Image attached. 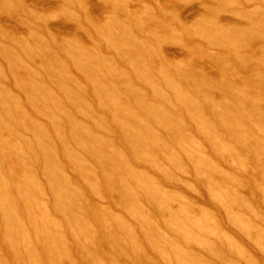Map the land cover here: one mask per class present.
<instances>
[{"label": "rangeland", "instance_id": "374dc122", "mask_svg": "<svg viewBox=\"0 0 264 264\" xmlns=\"http://www.w3.org/2000/svg\"><path fill=\"white\" fill-rule=\"evenodd\" d=\"M263 123L264 0H0V264H264Z\"/></svg>", "mask_w": 264, "mask_h": 264}, {"label": "bare ground", "instance_id": "6f19581e", "mask_svg": "<svg viewBox=\"0 0 264 264\" xmlns=\"http://www.w3.org/2000/svg\"><path fill=\"white\" fill-rule=\"evenodd\" d=\"M80 51H81V50H80ZM73 57H74V56H73ZM79 62H80V61H79ZM80 63H81V62H80ZM205 64H206V63H205ZM154 73H155V72H154ZM162 73H164V72H162ZM164 74H165V73H164ZM165 75H166V76H165ZM165 75H164V77L167 78V77H168L167 74H165ZM159 77H160V75H159ZM162 78H163V77H162ZM162 78H161V81H162ZM164 79H165V78H164ZM181 79H182V78H181ZM165 80H167V79H165ZM167 81H168V80H167ZM167 81H166V82H167ZM170 81H171V80H170ZM172 81H173V80H172ZM184 81H185V80H184ZM164 82H165V81H163L162 83H164ZM207 82H208V81H207ZM168 83H169V82H168ZM170 83H171V82H170ZM170 83H169V84H170ZM172 83H173V82H172ZM187 83H188V82H187ZM147 84H148V83H147ZM166 84H167V83H166ZM177 84H178V83H177ZM148 86H149V85H148ZM166 86H167V85H166ZM170 87H171V86H170ZM150 88H152V87H150ZM167 88H168V87H167ZM175 88H176V86H175ZM168 89H169V88H168ZM173 89H174V88H173ZM177 89H179V88H177ZM153 90H154V89H153ZM174 90H175V89H174ZM160 91H161V90H160ZM172 91H173V90H172ZM173 92H174V91H173ZM162 94H163V93H162ZM162 94H161V95H162ZM170 94H171V93H170ZM174 94H176V92H175ZM182 94H183V93H182ZM182 94H181V95H182ZM156 95H157V94H156ZM185 95H188V93L185 94ZM154 96H155V95H154ZM159 96H160V95H159ZM171 96H172V95H171ZM172 97H174V96H172ZM175 97H176V96H175ZM175 97H174V99H176ZM190 97H191V96H190ZM163 98H164V95L162 96V99H163ZM237 98H238V97H237ZM111 99H112V98H111ZM111 99H110V100H111ZM114 99H115V98H114ZM114 99H113V100H114ZM164 99H168V98H164ZM170 99H171V98H170ZM189 99L192 100L193 98H189ZM143 100H144V99H143ZM194 100H195V99H194ZM169 101H170V100H169ZM177 101H179L178 98H177ZM177 101H176V102H177ZM180 101H181V100H180ZM171 102H172V101H171ZM183 102H184V101H183ZM191 102L193 103L194 101L192 100ZM125 103H126V102H125ZM146 103H147V102H146ZM166 103H167V101H166ZM168 104L170 105V103H168ZM109 105H110V103H109ZM148 105H149V104H148ZM184 105H185V104H183V106H184ZM196 105H197V103H196ZM196 105H195V107H196ZM102 106H103V105H102ZM122 106H123V105H122ZM136 106H137V105H136ZM61 107H62V106H61ZM74 107H75V106H74ZM118 107L121 108L120 106H118ZM188 107H191V106H188ZM188 107H187V108H188ZM112 108H113V107H112ZM123 108H124V106H123ZM193 108H194V106H193ZM75 109H76V108H75ZM79 109H80V108H79ZM117 109H118V108H117ZM127 109H128V108H127ZM159 109H160V108H159ZM162 109H163V108H162ZM194 109H195V108H194ZM80 110H81V109H80ZM187 110L190 111V109H187ZM195 110H196V109H195ZM77 111H78V110H77ZM85 111H86V110H85ZM128 111H129V110H128ZM157 111H158V110H157ZM163 111H164V110H163ZM189 111H186V112H189ZM196 111L199 112L198 110H196ZM81 112H82V111H81ZM115 112H116V111H115ZM115 112H114V114H115ZM120 112H121V111H120ZM129 113H130V112H129ZM164 113L168 114L167 111H166V112H163L162 114H164ZM64 114H65V113H64ZM64 114H63V115H64ZM87 114H88V112H87ZM116 114H117V112H116ZM120 114H121V113H120ZM159 114H160V113H159ZM170 114H171V113H170ZM50 115H51V114H50ZM133 115H134V114H132V116H133ZM153 115H154V114H153ZM187 115H188V114H187ZM196 115L199 116V114H196ZM52 116H54V117L52 118V121L56 120V119H54V118H55V114L52 115ZM88 116L90 117V114H89ZM128 116H129V115H128ZM162 116H163V115H162ZM201 116H202V114L199 116V117L201 118V120H202V117H201ZM50 117H51V116H50ZM66 117H67V114H66ZM117 117H119V116L117 115ZM124 117H126V115H125ZM136 117H137V116H136ZM169 117H170V116H169ZM194 117H195V115H194ZM194 117H193V118H194ZM196 117H197V116H196ZM199 117H198V118H199ZM57 118H58V117H57ZM73 118H74V117H73ZM132 118H133V119H136V118H134V117H132ZM132 118H130V119H132ZM166 118H167V116H166ZM190 118H191V117H190ZM53 119H54V120H53ZM66 119H67V118H66ZM69 119H70V118H69ZM69 119H68V120H69ZM89 119H90V118H89ZM128 119H129V118L127 117V120H128ZM130 119H129V120H130ZM155 119H156V118H155ZM161 119H162V118H161ZM168 119H169V118H168ZM50 120H51V119H50ZM87 120H88V119H87ZM120 120H121V119H120ZM137 120H138V119H137ZM166 120H167V119H166ZM196 120H197V118H196ZM52 121H51V123L54 124V122H52ZM121 121H123V119H122ZM125 121H126V120H125ZM125 121H124V122H125ZM133 121H134V120H133ZM163 121H164V120H163ZM199 121H200V120H199ZM202 121H203V120H202ZM128 122H129V121H128ZM137 122L139 123V121H137ZM161 122H162V121H161ZM196 122L198 123V121H196ZM203 122H204V121H203ZM203 122H202V125L204 124ZM205 122H206V121H205ZM236 122H237V121H236ZM252 122H253V121H252ZM34 123H36V122L34 121ZM34 123H33V124H34ZM67 123H68V122H67ZM80 123H81V122H80ZM179 123H180V122H179ZM193 123H194V121H193ZM200 123H201V122H200ZM259 123H260V122H259ZM74 124H75V123H74ZM76 124H77V123H76ZM134 124H135V121H134ZM136 124H137V123H136ZM163 124H164V123H163ZM167 124H168V123H167ZM169 124H170V123H169ZM252 124H253V123H252ZM254 124H255V122H254ZM254 124H253V125H254ZM263 124H264V123H263ZM3 125H4V124H3ZM81 125H82V124H81ZM127 125H129V124L127 123ZM164 125H165V124H164ZM178 125L180 126L181 124H177V126H178ZM194 125H195V123H194ZM199 125H200V124H199ZM256 125L259 126L258 123H257ZM32 126H33V125H32ZM34 126H35V125H34ZM37 126H38V125H37ZM57 126H58V125H57ZM195 126H196V125H195ZM260 126L264 129V126H263V125H260ZM125 127H126V125H125ZM138 127H139V126H138ZM172 127H173V126H172ZM33 128H34V127H33ZM37 128H38V127H37ZM131 128H132V127H131ZM196 128H198V127H196ZM235 128H236V127H235ZM28 129L30 130V128H28ZM35 129H36V128H35ZM41 129H42V128H41ZM41 129H38V130L40 131ZM120 129H121V128H120ZM122 129H123V128H122ZM125 129H126V128H125ZM149 129H151V128H148V130H149ZM167 129H169V128H167ZM176 129H177V128H176ZM204 129H205V128H204ZM204 129H203V131H205ZM233 129H234V128H233ZM236 129H237V128H236ZM54 130H55V129H54ZM74 130H75V129H74ZM85 130H87V129H85ZM85 130L83 129V131H85ZM126 130H127V129H126ZM134 130H135V129H134ZM145 130H147V129H145ZM181 130H182V129H181ZM198 130H199V129H198ZM42 131H43V133H41V134H44V133H45L44 130H42ZM42 131H41V132H42ZM76 131H78V130H76ZM132 131H133V128H132ZM140 131H141V130H140ZM151 131H152V130H151ZM199 131L201 132V130H199ZM203 131H202V132H203ZM211 131H212V130H211ZM211 131H209V133H214L213 131H212V132H211ZM229 131H230V130H229ZM262 131H263V130H262ZM81 132H82V131H81ZM135 132H136V131H135ZM148 132H149V131H148ZM152 132H153V131H152ZM166 132H167V131H166ZM169 132H170V131H169ZM173 132H174V131H173ZM177 132H178V131H177ZM177 132H176V133H177ZM144 133H145V132H144ZM144 133H143V134H144ZM149 133H150V132H149ZM149 133H148V134H149ZM167 133H168V132H167ZM236 133H237V135H238L239 132H236ZM33 134H34V132H33ZM41 134H40V137H43V136H41ZM58 134H60V133H58ZM82 134H83V132H82ZM82 134H81V135H82ZM154 134H155V133H154ZM180 134H181V133H180ZM207 134H208V131H207L206 134L204 133L203 135L205 136V135H207ZM214 134H215V133H214ZM214 134H212V136H213ZM233 134H234V133H233ZM141 135H142V134H141ZM185 135H186V134H185ZM200 135H201V133H200ZM203 135H202V136H203ZM234 135H235V134H234ZM37 136H38V135H37ZM37 136H36V137H37ZM142 136H143V135H142ZM172 136H173V135H172ZM174 136H175V135H174ZM183 136H184V135H183ZM202 136H201V137H202ZM208 136H210V135H208ZM44 137H45V136H44ZM146 137H147V136H146ZM146 137L144 136V138H146ZM177 137H178V134H177ZM185 137H187V136H185ZM213 137H214V136H213ZM38 138H39V136H38ZM103 138H104V137H103ZM144 138H143V140H144ZM153 138H155V137H153ZM156 138H158V137H156ZM156 138H155V139H156ZM181 138H182V137H181ZM210 138H211V137H210ZM91 139H92V138H91ZM158 139H159V140H158ZM158 139H157V140H158L157 142L160 141V138H158ZM186 139H187V138H186ZM192 139H193V138H192ZM192 139H191V141L194 140V139H193V140H192ZM203 139H204V138H203ZM214 139H218V140L220 141V139H219L218 137L216 138V136H215ZM141 140H142V138H141ZM151 140H153V139H151ZM151 140H150V142H151ZM180 140H181V139H180ZM180 140H178V141H180ZM183 140H184V139H183ZM188 140H189V138H188ZM205 140H206V138H205ZM234 140H235V138H234ZM10 141H11V139H10ZM154 141H155V140H154ZM172 141H173V140H171V142H172ZM185 141H186V140H185ZM191 141L189 140V142H191ZM208 141H209V140H208ZM235 141H236V140H235ZM30 142H32V141H30ZM39 142H40V141H39ZM53 142H54V141H53ZM63 142H64V141H63ZM72 142H73V141H72ZM146 142H147V141H146ZM155 142H156V141H155ZM165 142H166V141H165ZM187 142H188V141H187ZM232 142H233V141H232ZM42 143H43V141H42ZM95 143H96V142H95ZM142 143H143V142H142ZM161 143H162V142H161ZM161 143H160V144H161ZM181 143L183 144V143H186V142H181ZM196 143H198V142H196ZM239 143L241 144L242 142H239ZM2 144H4V143H2ZM134 144H135V143H134ZM134 144H133V145H134ZM155 144H156V143H155ZM155 144H154V146H155ZM162 144H164V143H162ZM166 144H167V142L165 143L164 146H166ZM186 144H187V143H186ZM190 144L192 145L193 143H190ZM198 144H199V143H198ZM198 144H197V145H198ZM222 144H223V143H222ZM261 144H262V143H261ZM40 145H41V143H40ZM49 145H50V143H49ZM94 145H95V144H94ZM135 145H136V144H135ZM157 145H158V144H156V146H157ZM180 145H181V144H180ZM183 145H184V144H183ZM187 145H188V144H187ZM193 145H194V144H193ZM197 145H196V146H197ZM223 145H224V144H223ZM262 145H263V144H262ZM45 146H46V145H45ZM65 146H66V145H65ZM67 146H68V145H67ZM69 146H70V145H69ZM101 146H102V145H101ZM175 146H176V145H175ZM188 146H189V145H188ZM217 146H219V145H217ZM225 146H226V144H225ZM232 146H233V145H232ZM263 146H264V145H263ZM70 147H71V146H70ZM77 147H78V146H77ZM134 147H135V146H134ZM147 147H149V146H147ZM167 147H168V146H167ZM194 147H195V146H194ZM259 147H262V146L259 144ZM49 148H50V147H49ZM85 148H86V147H85ZM141 148H142V147H141ZM162 148H163V146H162ZM168 148H169V147H168ZM178 148H180V147H178ZM185 148H186V145H185ZM226 148H227V146H226ZM226 148H225V150H226ZM138 149H140V148H138ZM145 149H146V148H145ZM159 149H160V148H159ZM166 149H167V148H166ZM169 149H170V148H169ZM214 149L216 150L215 147H214ZM230 149H233V148H230ZM29 150H30V149H29ZM29 150H27V151H29ZM50 150H52V149L50 148ZM69 150H70V149H69ZM69 150H67V151H69ZM119 150H121V149H119ZM146 150H147V149H146ZM146 150H145V151H146ZM176 150H177V149H176ZM180 150H184V149H180ZM225 150H224V151H225ZM30 151H31V150H30ZM30 151H29V152H30ZM145 151H144V152H145ZM150 151H151V148H150ZM166 151H167V150H166ZM172 151H173V150H172ZM228 151H229V149H228ZM231 151H232V150H231ZM142 152H143V151H142ZM169 152H170V151H169ZM169 152H168V153H169ZM181 152H182V151H181ZM225 152H226V151H225ZM233 152H234V150H233ZM72 153H73V152H72ZM100 153H101V152H100ZM150 153H151V152H150ZM161 153H162V152H161ZM189 153H190V152H189ZM221 153H222V155H223V152H222V151H221ZM228 153H229V152H228ZM9 154H10V153H9ZM21 154H22V153H21ZM134 154H135V153H134ZM138 154H139V152H138ZM145 154H146V153H145ZM147 154H149V153L147 152ZM187 154H188V153H187ZM198 154H199V153H198ZM224 154H225V153H224ZM235 154H236V153H235ZM55 155H56V154H55ZM143 155H144V154L141 155V158H142ZM173 155H175V154H173ZM178 155H179V154H176L175 157H176V156L178 157ZM8 156H9V155H8ZM27 156H28V155H27ZM53 157H54V160H56V157H57V156H53ZM53 157H52V159H51V158H50V159L53 160ZM137 157H138V155H137ZM148 157H149V156H148ZM154 157H156V156H154ZM154 157H153V158L151 157V158L154 159ZM164 157H165V159L167 158L169 161L171 160V159H169V158H171V157L168 158V157H166L165 155H164ZM193 157H194V158H193L194 161H192V162H193L194 165H195V171H196L197 175L199 176V178H200L202 181H205V182H207V181L216 182V181L214 180V179H215V178H214L215 175H214V176H213V175H207V174L205 173V171L202 169V165L204 164V160H205V159H208V158L205 157V159L202 160V159L200 158V156L197 155V152L195 153V155H193ZM71 158H72V157H71ZM113 158H114V157H113ZM139 158H140V157H138L137 160H139ZM141 158H140V159H141ZM156 158H157V157H156ZM156 158H155V160L157 161V159H158L159 157H158L157 159H156ZM162 158H163V157H162ZM92 159H93V158H92ZM177 159H178V158H177ZM179 159H180V158H179ZM179 159H178V161H179ZM187 159H188V158H187ZM27 160H28V158H27ZM51 160H50V161H51ZM121 160H123V159H121ZM148 160H149V158H148ZM173 160H174V159H173V156H172V160H171V162H172ZM225 160H226V159H225ZM115 161H116V160H115ZM143 161H144V160H143ZM159 161H160V160H159ZM174 161H175V160H174ZM178 161H177V162H178ZM51 162H52V161H51ZM139 162H140V161H139ZM145 162H146L147 164H148V162H149V164H150L151 161H146V160H145ZM157 162H158V161H157ZM157 162H156V163H157ZM177 162H175V163H176V164H179V163H177ZM180 162H181V160H180ZM211 162H212V161H211ZM24 163H25V162H24ZM53 163H54V161H53ZM117 163H119V162H117ZM123 163H124V161H123ZM161 163H162V162H161ZM173 163H174V162H173ZM173 163H172V164H173ZM46 164H48V163H46ZM55 164H56V162H55ZM59 164H60V162H59ZM87 164H88V163H87ZM128 164H129V163H128ZM149 164H148V165H149ZM151 164H153V163L151 162ZM159 164H160V163H159ZM169 164H170V163H169ZM50 165H51V164H50ZM53 165H54V164H53ZM53 165H52V166H53ZM99 165H100V163H99ZM157 165H158V163H157ZM157 165H156V166H157ZM162 165H163V164H162ZM162 165H159V166L162 167ZM181 165H182V163H181ZM211 165H212V164H211ZM52 166H51V167H52ZM55 166H56V165H55ZM89 166H90V165H89ZM100 166H101V165H100ZM109 166H110V165H109ZM156 166H155V168H156ZM177 166H178V165H177ZM23 167H24V166H23ZM111 167H112V166H111ZM117 167H118V166H117ZM127 167H128V166H127ZM129 167H130V165H129ZM149 167H150V165H149ZM152 167H153V166H152ZM157 167H158V166H157ZM163 167H164V166H163ZM178 167H179V166H178ZM178 167H177V168H178ZM182 167H183V166H182ZM208 167H209V166H208ZM54 168H55V167H54ZM100 168H101V167H100ZM102 168H103V167H102ZM131 168H133V167H131ZM155 168H153V169H155ZM164 168H165V167H164ZM172 168L174 169V167H172ZM179 168H180V167H179ZM8 169H9V168H8ZM50 169H51V168H50ZM61 169H62V168H61ZM61 169H60V170H61ZM158 169H159V168H158ZM158 169H156V171H157ZM161 169H163V168H161ZM166 169H168V168H166ZM180 169H181V168H180ZM57 170H59V167H58ZM60 170H59V171H60ZM94 170H95V169H94ZM119 170H120V169H119ZM175 170H177V169H175ZM183 170H184V169H183ZM183 170H182V171H183ZM110 171H111V170H110ZM115 171H116V170H115ZM160 171H164V170H160ZM160 171H158V172H160ZM177 171H178V170H177ZM26 172H27V171H26ZM55 172H56V171H55ZM60 172L62 173V171H60ZM85 172H86V171H85ZM111 172H112V171H111ZM128 172H129V170H128ZM168 172H169V171H168ZM170 172H171V171H170ZM24 173H25V172H24ZM57 173H58V172H57ZM93 173H95V172H93ZM163 173H164V172H163ZM214 173H215V172H214ZM218 173H219V172H218ZM32 174H33V173H32ZM87 174H88V173H87ZM119 174H120V173H119ZM133 174H134V173H133ZM136 174H137V173H136ZM161 174H162V173H161ZM34 175H35V174H34ZM53 175H54V174H53ZM61 175H62V174H61ZM63 175H64V174H63ZM90 175H91V174H90ZM94 175H95V174H94ZM164 175H165V174H164ZM172 175H173V174H172ZM56 176H57V175H56ZM124 176H125V175H124ZM136 176H137V175H136ZM162 176H163V175H162ZM37 177H38V176H37ZM57 177H58V176H57ZM138 177H139V176H138ZM138 177H137V178H138ZM140 177H141V176H140ZM140 177H139V178H140ZM163 177H164V176H163ZM163 177H162V178H163ZM167 177H168V176H167ZM29 178H30V177H29ZM29 178H28V179H29ZM112 178H113V177H112ZM142 178H143V177H142ZM165 178H166V176H165ZM229 178H230V180H231V177H229ZM229 178H228V179H229ZM24 179H25V178H24ZM56 179H57V178H56ZM59 179H60V178H59ZM85 179H86V178H85ZM135 179H136V178H135ZM140 179H141V178H140ZM145 179H146V178H145ZM167 179H168V178H167ZM217 179H218V178H217ZM36 180H37V179H36ZM53 180H54V178H53ZM67 180H68V179H67ZM67 180H66V181H67ZM93 180H94V179H93ZM102 180H103V179H102ZM129 180H130V179H129ZM132 180H133V179H132ZM146 180H147V182H148V180H150V179H146ZM146 180H144V181H146ZM171 180H172V179H171ZM171 180H169V181H171ZM233 180H234V179H232V181H233ZM68 181H69V180H68ZM88 181H89V180H88ZM88 181H87V182H88ZM97 181H98V180H97ZM105 181H106V180H105ZM111 181H112V180H111ZM118 181H119V180H118ZM120 181H121V180H120ZM165 181H167V180H165ZM92 182H93V181H92ZM132 182L135 183L136 181H132ZM140 182H142V179H141L140 181H138V183H140ZM147 182H145V183L147 184ZM149 182L151 183L152 181H149ZM149 182H148V183H149ZM93 183H95V182H93ZM111 183H112V182H111ZM124 183H125V182H124ZM145 183L142 182L141 184H145ZM227 183H229V182H227ZM231 183H232V182H231ZM40 184H41V183H40ZM141 184H140V187H142ZM136 185H137V184H136ZM227 185H228V184H227ZM227 185H226V186H227ZM230 185H231V184H230ZM234 185H236V184L233 183L232 187H235V188H236V187L238 186V185H237V186H234ZM36 186H37V184H36ZM138 186H139V185H138ZM37 187H38V186H37ZM140 187H139V188H140ZM147 187H148V189H149V186H148V185H147ZM218 187H219V186H218ZM227 187H229V186H227ZM23 188H24V187H23ZM66 188H67V187H66ZM74 188H75V187H74ZM76 188H77V187H76ZM136 188H137V187H136ZM143 188H144L145 190L147 189V188H145L144 185H143ZM152 188H153V186H152ZM155 188H156V186H155ZM230 188H231V187H230ZM230 188H227V190L230 189ZM77 189H78V188H77ZM122 189H124V188H122ZM127 189H128V188H127ZM127 189H126V190H127ZM140 189H141V188H140ZM24 190L26 191L25 188H24ZM152 190L154 191V189H152ZM156 190H159V189H155V191H156ZM210 190H211V189H210ZM237 190H238V189H237ZM65 191H66V190H65ZM69 191H70V190H69ZM223 191H225V190L223 189ZM67 192H68V191H67ZM131 192H132V191H131ZM131 192H130L129 194H131ZM141 192H142V191H141ZM149 192H150V190H149ZM157 192H158V191H157ZM230 192H232V189H230ZM234 192H235V189H234L233 193H234ZM263 192H264V191H263ZM27 193H28V192H27ZM65 193H66V192H65ZM70 193H71V192H70ZM142 193H143V192H142ZM158 193H159V192H158ZM160 193H162V192L160 191ZM233 193H231L232 196H233ZM236 193H237V192H236ZM24 194H26V193H24ZM73 194H74V193H71V195H73ZM144 194H145V193H144ZM149 194H150V193H149ZM151 194H152V193H151ZM211 194H212V193H211ZM220 194H221V193H220ZM224 194H225V193H224ZM231 194L229 193V195H231ZM263 194H264V193H263ZM159 195L161 196V197L158 196V197L161 198V199L159 198L160 200L164 199V198H162V197L164 196V194H163V195H162V194H159ZM226 195H228V194H225V195H224V199H225V196H226ZM229 195H228V196H229ZM26 196H27V195H26ZM127 196H128V195H127ZM133 196H134V195H133ZM153 196H154V198H155V195H153ZM218 196H220V195H218ZM232 196H231V198H232ZM236 196H237V197L239 196L238 193H237V195H235L234 197L236 198ZM148 197H150V196H148ZM214 197H216V195H214ZM214 197H213V199H214ZM76 198H77V197H76ZM154 198H153V199H154ZM220 198H221V197H219V199H220ZM226 198H227V196H226ZM229 198H230V197H229ZM235 198H234V200H233V199H230V200H231V201H232V200L235 201V200L237 199V198H236V199H235ZM20 199H22V198H20ZM135 199H136V197H135ZM159 199H158V200H159ZM11 200H12V199H11ZM132 200H133V199H132ZM164 200H165V199H164ZM167 200H168V198H167ZM222 200H223V199H221V202H222ZM227 200H229V199H227ZM238 200H239V201H238ZM238 200H236V201H238V203H239L240 201H242V200H240V199H238ZM165 201H166V200H165ZM169 201H170V200H168V202H169ZM212 201H213V200H212ZM233 201H232V202H233ZM13 202H14V201H13ZM132 202H133V201H132ZM155 202H156V201H155ZM159 202H160V201H159ZM170 202H171V201H170ZM172 202H173V200H172ZM172 202H171V203H172ZM215 202H216V201H215ZM228 202L231 203L230 201H228ZM74 203H75V202H74ZM166 203H167V202H166ZM178 203H179V202H177L176 204H178ZM216 203H217V202H216ZM225 203H227V202H224V203H221V204L224 205ZM235 203H237V202H235ZM238 203H237V204H238ZM28 204L30 205L31 203L28 202ZM78 204H79V203H78ZM121 204H125V203H121ZM152 204H153V203H152ZM161 204H162V203H161ZM167 204H168V203H167ZM182 204H183V203H182ZM182 204H181V205H182ZM217 204L219 205V204H220V201H219ZM231 204H232V203H231ZM237 204H235V205H237ZM71 205H72V204H71ZM80 205H81V204H80ZM157 205H159V204H157ZM170 205H171V204H170ZM170 205H169V206H170ZM183 205H184V204H183ZM226 205H227L228 207L230 206V205H228V203H227ZM14 206H15V205H14ZM78 206H79V205H78ZM129 206H130V205H129ZM169 206H167V207H169ZM177 206H178V207H175L176 210H180V211L182 210V211H183L182 206H180L179 204H178ZM179 206H180V207H179ZM224 206H225V205H224ZM227 206H226V207H227ZM233 206H234V204H233ZM55 207H56V206H55ZM61 207H62V206H61ZM73 207H74V206H73ZM133 207H134V206H133ZM159 207H160V206H159ZM159 207H158V208H159ZM167 207H166V208H167ZM171 207H173V206H171ZM183 207H184V206H183ZM187 207H188V206H187ZM220 207H221V206H220ZM228 207H227V210L230 209V208H232V207H229V208H228ZM29 208H30V207H29ZM99 208H100V207H99ZM184 208H185V207H184ZM221 208H222V207H221ZM13 209H14V208H13ZM63 209H64V208H63ZM69 209H70V208H69ZM102 209H103V208H102ZM132 209H133V208H132ZM156 209H157V208H156ZM161 209H162V207H161ZM175 209H172V211H171V209L169 208L170 212H169V210H168L167 213L169 212L170 214H172L171 212H175V211H176ZM190 209H191V208H190ZM70 210H71V209H70ZM75 210H76V209H75ZM99 210H100V209H99ZM103 210H104V209H103ZM186 210H187V209H186ZM124 211H125V210H124ZM126 211H127V210H126ZM132 211H133V210H132ZM157 211H158V210H157ZM163 211L166 212V209H164ZM163 211L161 210L162 213H163ZM182 211H181V212H182ZM184 211H185V210H184ZM188 211H190V210H188ZM231 211H232V209L229 210V212L227 211V213H230ZM234 211H235V210H234ZM0 212H1V211H0ZM75 212H77V211H75ZM91 212H92V211H91ZM57 213H58V212H57ZM126 213H127V212H126ZM137 213H139V212H137ZM137 213H136V214H137ZM169 213H168V214H169ZM179 213H180V212H178V214H179ZM183 213H184V212H183ZM231 213L234 214V212H231ZM16 214H17V213H16ZM127 214H128V213H127ZM130 214H131V212H130ZM168 214H167V215H168ZM178 214L176 213V216L173 215V214H172V215L175 216V217H177ZM186 214H187V213H184L183 215H186ZM233 214H231V215H233ZM236 214H237V213H235V217H236ZM69 215H70V214H69ZM72 215H73V214H72ZM78 215H79V214H78ZM82 215H83V214H82ZM104 215H105V214H104ZM128 215H129V214H128ZM132 215H134V213H133ZM139 215L141 216L140 213H139ZM167 215H166V216H167ZM183 215H182V216H183ZM187 215H188V214H187ZM0 216H1V215H0ZM46 216H47V215H46ZM135 216H136V215H135ZM135 216H134V217H135ZM161 216H164V214L161 215ZM161 216H160V217H161ZM169 216H170V215H168V217H169ZM178 216H179V215H178ZM189 216H190V215H189ZM189 216H187V217H189ZM227 216H228V214H227ZM233 216H234V215H233ZM29 217H30V215H29ZM168 217H167V218H168ZM170 217H171V216H170ZM187 217L185 216V219H186ZM229 217H230V215H229ZM235 217H234L233 219H235ZM17 218H19V217H17ZM47 218H49V217H47ZM83 218H84V217H83ZM147 218H148V217H147ZM164 218H165V216H164ZM164 218H163V219H164ZM167 218H166V219H167ZM171 218H172V217H171ZM179 218H180V216H179ZM179 218H178V219H179ZM69 219H70V218H69ZM84 219H85V218H84ZM144 219H146V218H144ZM144 219H143V220H144ZM166 219H165V221H166ZM175 219H176V218H175ZM191 219H192V218H191ZM76 220H77V219H76ZM143 220H142V221H143ZM147 220H149V218H148ZM147 220H146V221H147ZM168 220H169V219H168ZM168 220H167V221H168ZM172 220H173V218H172ZM179 220H180V219H179ZM186 220H187V219H186ZM231 220H232V219H231ZM235 220H236V219H235ZM47 221H48V220H47ZM135 221H136V220H135ZM149 221H150V220H149ZM180 221H181V220H180ZM184 221H185V220H184ZM188 221H189V220H188ZM232 221H233V220H232ZM15 222H16V221H15ZM57 222H58V221H57ZM77 222H78V221H77ZM138 222H139V221H138ZM140 222H141V221H140ZM150 222H151V221H150ZM172 222H173V221H172ZM172 222H170V224H171ZM185 222H186V221H185ZM235 222H239V220L237 219ZM235 222H234V223H235ZM241 222H242V221H241ZM144 223H145V222H144ZM144 223H143V224H144ZM195 223H196V222H195ZM242 223H243V222H242ZM244 223H246V222H244ZM244 223L242 224V226H243V225H247V224H244ZM249 223H250V222H249ZM149 224H150V223H149ZM149 224H148V225H149ZM164 224H165V223H164ZM168 224H169V222H168ZM170 224H169V225H170ZM187 224H188V223H187ZM196 224H197V223H196ZM235 224H236V223H235ZM237 224H240V223H237ZM14 225H15V224H14ZM87 225H88V224H87ZM104 225H105V224H104ZM153 225H154V224H153ZM166 225H167V223H166ZM174 225H177V224H174ZM181 225H185V223L182 224V221H181ZM181 225H180V226H181ZM15 226H16V225H15ZM17 226H18V225H17ZM69 226H70V225H69ZM145 226L147 227V225H145ZM170 226H172V225H170ZM170 226H169V227H170ZM240 226H241V224H240ZM71 227H72V226H71ZM88 227H89V226H88ZM106 227H107V226H106ZM153 227H154V226H153ZM153 227H152V225H151V227H149V228H152V229H151V233L153 232V231H152V230H153ZM167 227H168V226H167ZM172 227H173L174 229L177 228V227H175V226H172ZM184 227H185V226H184ZM210 227H211V226H210ZM238 227H239V225H238ZM249 227H250V226H249ZM72 228H73V227H72ZM76 228H77V227H76ZM90 228H91V227H90ZM127 228H128V227H127ZM143 228H145V227L143 226ZM143 228H142V229H143ZM173 228H170V229L172 230ZM178 228L180 229L179 226H178ZM181 228H182L181 230L183 231V226H181ZM202 228H203V227H202ZM204 228H205V227H204ZM213 228H214V226H213ZM215 228H216V227H215ZM239 228L241 229L242 227H239ZM251 228H252V227H251ZM17 229H18V228H17ZM19 229H20V228H19ZM146 229H147V228H146ZM146 229H145V230H146ZM174 229H173V230H174ZM207 229H208V228H206V230H207ZM243 229H244V228H243ZM93 230H94V228H93ZM93 230H92V231H93ZM210 230H211V229H209L208 231H210ZM241 230H242V229H241ZM244 230H245V229H244ZM248 230H249V229H248ZM69 231H70V230H69ZM94 231H95V230H94ZM103 231H104V230H103ZM155 231H156V230H155ZM176 231H178V230H176ZM182 231H181V234H182ZM198 231H199V230H198ZM203 231H205V230H203ZM203 231H202V233H203ZM66 232H67V231H66ZM148 232H149L148 230L145 231V233H147V235L151 234V233L148 234ZM200 232H201V231H200ZM206 232H207V231H206ZM210 232H211V231H210ZM212 232H213V230H212ZM251 232H252V231H251ZM251 232H250V230H249V234H250ZM253 232H254V231H253ZM43 233H44V232H43ZM75 233H76V232H75ZM113 233H115V232H113ZM179 233H180V231L178 232V234H179ZM207 233H209V232H207ZM213 233H216L215 230H214ZM89 234H90V233H89ZM92 234H93V232H92ZM94 234H95V233H94ZM210 234H211V233H210ZM247 234H248V232H247ZM253 234H254V233H253ZM255 234H256V233H255ZM90 235H91V234H90ZM125 235H126V234H125ZM128 235H129V234H128ZM144 235H145V234H144ZM157 235H159V234L156 233V236H157ZM183 235H184V237H186L185 234H183ZM251 235H252V234H251ZM19 236H20V235H19ZM92 236H93V235H92ZM145 236H146V235H145ZM145 236H144V237H145ZM156 236H155V237L153 236L152 239L154 238V239L156 240ZM160 236H161V235H160ZM160 236L158 237L159 239H160ZM180 236H181V235H180ZM256 236H257V235H256ZM256 236H255V239H256ZM48 237H49V236H48ZM141 237H142V236H141ZM146 237H147V236H146ZM148 237H150V236H148ZM161 237H162V236H161ZM87 238H88V237H87ZM90 238H91V237H90ZM92 238H93V237H92ZM94 238H95V237H94ZM136 238H137V237H136ZM142 238H143V237H142ZM158 238H157V239H158ZM182 238H183V237H182ZM186 238H188V241H189L190 238H189L188 236H187ZM186 238H185L184 240H186ZM253 238H254V237H253ZM143 239H144V238H143ZM146 239H147V238H146ZM150 239H151V238H150ZM162 239H163V238H162ZM20 240H21V239H20ZM88 240H89V239H88ZM90 240H91V239H90ZM110 240H111V238H110ZM155 240H154V241H155ZM132 241H133V240H132ZM154 241H153L152 243H154ZM163 241L166 242L165 240H163ZM188 241H187V242H188ZM18 242H19V241H18ZM92 242H93V241H92ZM155 242H157V240H156ZM191 242H192V240L190 241V243H191ZM45 243H46V242H45ZM89 243H90V242H89ZM149 243H150V242H149ZM152 243H151V244H152ZM159 243H160V242H159ZM161 243H162V241H161ZM161 243H160V244H161ZM8 244H9V243H8ZM20 244H21V242H20ZM83 244H84V243H83ZM117 244H118V243H117ZM157 244H158V242H157ZM92 245H94V243H93ZM147 245H149V244L147 243ZM16 246H17V245H16ZM124 246H127V245H124ZM136 246H137V245H135V247H136ZM154 246H155V245H154ZM137 247H138V246H137ZM137 247H136V248H137ZM148 247H149V246H148ZM136 248H135V249H136ZM150 248H151V246H150ZM10 249H11V248H10ZM35 249H36V248H35ZM151 249H153V248H151ZM151 249H150V250H151ZM156 249L161 250L162 247H160V248L157 247ZM131 250H132V248H131ZM139 250H141V249H139ZM139 250H138V251H139ZM153 250H155V249H153ZM153 250H152V251H153ZM158 250H157V251L155 250L156 253L159 252ZM136 251H137V250H136ZM163 251H164V250H163ZM49 252H50V251H49ZM91 252H92V251H91ZM21 253H22V252H21ZM134 253H135V252H134ZM136 253L139 254V255L142 254L141 251H140L139 253H138V252H136ZM162 253H163V252H162ZM162 253L160 252V255L157 253L159 258H160V256H161ZM22 254H23V253H22ZM50 254H51V253H50ZM163 255H164V253H163ZM165 255H166V254H165ZM140 256H141V255H140ZM163 257H164V256H163ZM164 258H165V257H164ZM164 258H162V260H165ZM166 258H168V257L166 256ZM38 259H39V258H38ZM57 259H58V258H57ZM138 259H140V258H138ZM160 259H161V258H160ZM145 260H146V259H145ZM166 260H170V259H166ZM173 260H174V258H173ZM32 261H33V260H32ZM176 261H180V259H178V260L176 259ZM58 262H59V261H58ZM142 262H143V261H142ZM145 262L148 264V261H145ZM143 263H144V262H143ZM75 264H76V263H75ZM188 264H189V263H188ZM192 264H193V263H192Z\"/></svg>", "mask_w": 264, "mask_h": 264}]
</instances>
